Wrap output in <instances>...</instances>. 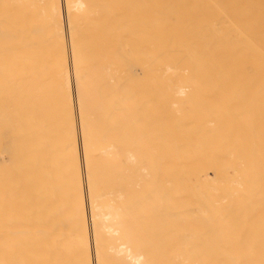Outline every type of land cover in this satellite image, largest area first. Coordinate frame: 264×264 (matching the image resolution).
<instances>
[{"label":"bare ground","instance_id":"bare-ground-1","mask_svg":"<svg viewBox=\"0 0 264 264\" xmlns=\"http://www.w3.org/2000/svg\"><path fill=\"white\" fill-rule=\"evenodd\" d=\"M0 264H264V0H0Z\"/></svg>","mask_w":264,"mask_h":264}]
</instances>
